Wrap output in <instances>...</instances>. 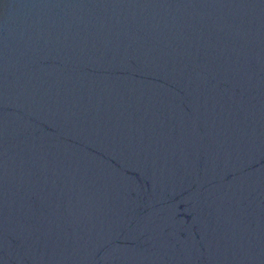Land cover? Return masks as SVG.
<instances>
[{"label":"water","instance_id":"95a60500","mask_svg":"<svg viewBox=\"0 0 264 264\" xmlns=\"http://www.w3.org/2000/svg\"><path fill=\"white\" fill-rule=\"evenodd\" d=\"M0 264H264V0H0Z\"/></svg>","mask_w":264,"mask_h":264}]
</instances>
